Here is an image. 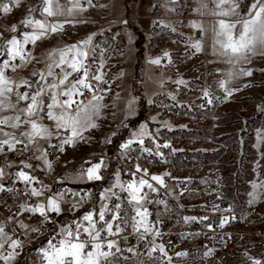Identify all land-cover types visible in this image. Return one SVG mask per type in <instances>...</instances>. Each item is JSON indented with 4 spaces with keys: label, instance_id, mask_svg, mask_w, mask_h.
I'll list each match as a JSON object with an SVG mask.
<instances>
[{
    "label": "rangeland",
    "instance_id": "rangeland-1",
    "mask_svg": "<svg viewBox=\"0 0 264 264\" xmlns=\"http://www.w3.org/2000/svg\"><path fill=\"white\" fill-rule=\"evenodd\" d=\"M109 1L113 13L117 9L122 11L124 5L121 0L117 2L118 6L117 0ZM251 2L240 0L238 11L244 14ZM59 3H63V0H59ZM204 3L207 4L206 8L203 7ZM125 5L128 11L122 26L104 32L86 61L95 71L103 59L101 71L105 73L104 79L108 83L100 85L103 92H96L103 96L100 103L104 105L99 117H94L98 127L88 129L83 136L95 135L100 139L110 137L113 140L114 136L123 133L124 143L141 124H147L149 135L144 141L150 144L171 142L176 153V164L184 167L185 172L193 174L200 169L209 178L220 179L239 208L250 204L249 201L264 202V57L256 56L251 63L232 65L226 62V58L212 54V27L221 18L211 14L215 9L213 0H127ZM143 6L149 8L152 18L149 28L144 31L137 18V11H142ZM158 19L162 21L160 26L156 25ZM193 21L200 23L202 29L192 27ZM141 34L143 54L137 67V41ZM51 38L50 33L44 39L49 43ZM196 40H200L203 46L198 53L191 47ZM165 52L169 56H164ZM156 58H160L158 65L150 63L151 59ZM44 67L47 74L48 67ZM241 68L251 69L253 75H241ZM229 72L233 73L231 77L228 76ZM78 75L76 73L72 81ZM56 77L50 76L47 80L50 83ZM180 79L187 83H176ZM28 81L31 86L38 85L32 79ZM220 81H225L226 88L232 90L230 97L220 87ZM90 83L94 88L97 85L96 81ZM176 86L180 90L179 99L174 101L165 97L163 92ZM204 88L209 91V99L212 100L208 107L201 104V90ZM92 95L93 92H90L87 100L83 96L74 99L78 103L82 101L80 106H83L92 99ZM141 95L145 97L143 106L140 103ZM163 97V106L154 109L155 103ZM45 98H49L48 93ZM133 98L135 114L128 115V102ZM174 104L177 111L170 109ZM71 112L75 114L74 110ZM71 183H90L94 187L93 194L100 186V180L89 182L86 178L77 177L72 178ZM24 243L22 252L27 250L25 264H42L39 250L45 244L28 248L29 240ZM22 252L17 253L11 264H16ZM193 262L198 264L195 260ZM154 263L155 260L149 261V264ZM0 264L4 262L0 261ZM225 264H240V261L239 258H232Z\"/></svg>",
    "mask_w": 264,
    "mask_h": 264
},
{
    "label": "snow or ice",
    "instance_id": "snow-or-ice-1",
    "mask_svg": "<svg viewBox=\"0 0 264 264\" xmlns=\"http://www.w3.org/2000/svg\"><path fill=\"white\" fill-rule=\"evenodd\" d=\"M17 6L20 4V0H11ZM91 5L92 0H86ZM215 9L211 14L221 17L216 21L212 27L213 32V44L212 54L222 58H226L228 64H241L251 63V59L256 56L264 57V0H252L250 5L247 6L244 14H241L238 9L240 8V0H213ZM70 7L59 3V0H41L42 7L40 8L41 15L44 16L43 20L34 19L31 16L21 21L22 24L31 28V31L23 33V39L20 40L13 36L6 42V46L0 50V55L5 52L9 57V60H5L3 65L0 66V111L7 108H15L16 105L11 103L10 95L13 93L14 88L19 89L21 86L31 87L30 83L26 79H21L19 83L12 81L5 75V69L11 67L13 71L16 70L17 65L11 64L10 61L16 60L19 57L20 61L26 62V54L23 51L24 45L31 43L36 44L38 40L45 38L50 33L63 32L64 23H70L71 21H65L61 23L59 21H49V17L57 16H73L77 12L85 11L82 6L81 0H69ZM227 5V7H225ZM203 7H207L204 3ZM3 12L8 13L10 11L9 3L0 5ZM35 9L30 8L31 13ZM199 11V10H198ZM227 18V19H225ZM125 23H127L125 21ZM191 26L194 28L202 29V25L195 21L191 22ZM12 32H16V26L13 25ZM175 31V29H173ZM2 35V34H0ZM191 40V38H189ZM92 36L87 39L78 42L77 44L66 45L63 48L53 49L49 52V57L54 54H59V60L53 61L48 64L47 76H53V66L60 67L62 75L56 77L54 82L46 84L49 90L48 96L50 103L45 104L41 98L45 92V86H40L34 93L27 91H16L17 103L20 101H30L26 107L20 108L19 112L15 116H5L0 118V125H7L13 129L20 127L21 123L29 125L30 128L27 131L20 133V136H16L14 133L5 132L3 128H0V134L5 139H0V152L4 150V146L8 147L9 151H14L17 145H23L24 149H27L30 144H34L37 138L50 137L52 133L44 125L40 124L37 119H33L38 112H42L47 109V118L54 121L57 129H64L69 133L58 145L61 152L64 151V145L75 146V144L84 139L83 133L90 128H96L98 125L95 123L94 117H99L100 109L104 107L100 103L103 99L102 95H97L96 92H103L104 89L100 87L101 84H107L108 81L104 79L105 73L101 70L104 66V60L101 59L98 68L92 71L90 66L86 63L89 58V52L85 50L83 46H87L91 43ZM191 47L195 49V52H201L203 46L200 40H196L191 43ZM31 57V53L27 54ZM164 56H169L168 52L164 53ZM150 63L159 64L160 58L151 59ZM73 73L79 74L77 78L69 82V77ZM37 75L36 72L32 73ZM240 74L245 76L253 75L251 69H240ZM40 79L46 81L47 77L43 72L39 73ZM123 75V73H121ZM232 72L228 73L231 77ZM58 81V82H56ZM90 81H96L97 85L94 88ZM178 84H186L183 79L176 81ZM220 87L225 89L226 96L232 95V90L226 88V82L220 81ZM250 85H245L248 87ZM83 90L93 92L92 99L87 104L80 106L83 102H79L74 99L76 96H82ZM204 96H209V91L204 90ZM64 97V99H61ZM119 94H117V98ZM134 99L129 100L128 115L135 114ZM175 99V96L172 97ZM208 103H212L209 99ZM76 104L77 107L74 110L73 115L70 109ZM56 109L60 111L57 112ZM20 113L25 114V119L21 120ZM155 119V118H153ZM126 126V125H125ZM114 136L115 133H112ZM149 135L147 124H141L139 129L131 133V137L120 145L122 149V155L131 151L133 143L144 144V138ZM111 142V138H107L105 141ZM57 147V146H54ZM157 149L160 147H170L169 144L156 145ZM40 151V155L35 156V159L42 160L49 171L52 169L51 162L47 159V152ZM141 152H147L151 154V150L148 148H141ZM157 156L163 154L157 151ZM139 160V157H136ZM24 168L32 169L33 165L26 162H21ZM106 167L103 159L100 162L92 164L87 169L81 171L77 179L86 178L88 181H99L103 179L101 169ZM143 173V175L137 180L136 174ZM5 175L4 169L0 168V178ZM133 179L128 182H121L119 174L116 176L115 184L112 187L105 189L101 193V201L111 200L112 196H116V193L112 191V188L118 187L121 192L127 193V202L131 206L132 211L135 213L130 218L125 215H121V203H115L112 207H109L107 203H101L99 211L95 209L85 212L79 219H73L67 224L60 225L52 217L60 216L64 211L62 205L65 203L70 204L68 211H75L81 206L86 198H89L90 194L85 193L81 195L78 192H73L74 197H79V200L68 201L65 199L67 193L71 192L70 189H64L50 196H45V191L50 190L48 185H44L41 181H38L35 176L30 175L24 170L18 171L15 176L16 179L23 182L26 186H31L34 183L40 184L41 187H26V195L32 197H44L43 200H38L35 205L21 204V212H28L33 215H38L41 218V224L51 223L53 225L54 235H52L48 241L47 246L40 248V256L42 264H117L123 249L119 246L118 241L110 239V237L117 236L124 229L121 225H127L129 219L131 220V227L133 233H137L138 239L143 240L147 234L153 233L154 226L148 220L150 213L147 208L144 207V203L147 201L148 193L144 191L145 188L155 192L157 189L149 182L147 177L149 175L147 169H142L140 164L135 165V172L131 173ZM164 176L169 175L164 173ZM150 179L157 184L163 186L164 178L162 175H151ZM255 188L256 185H253ZM5 191V188L0 184V192ZM7 191L11 192L13 189L9 188ZM119 200L120 197L117 196ZM255 199V197H254ZM253 201H249L251 204ZM163 203V201H160ZM218 208V206H216ZM109 214L110 219L106 218ZM13 217H9L7 221H0V250L5 248L7 244L11 249L10 251H0V261L4 264H11L15 260L17 255V249L22 247V242L19 239H13L5 231L7 223L10 222ZM186 221L195 220L196 217H185ZM202 219H207L204 217ZM228 222V218L225 217L220 226L223 227ZM115 226V230H114ZM19 227L22 229L30 230L31 232L39 233V227H31L19 222ZM211 227V225H209ZM58 229V231L56 230ZM161 233L157 230L154 232L153 240L151 241V248L148 250L147 255L151 258L152 254L157 250L168 258L169 264L171 257L168 256L163 244H156L155 238L159 237ZM127 240V237H125ZM128 252H134L132 247L126 249ZM210 252H206L205 255H209ZM178 256H184L186 253H177ZM127 259V257H124ZM255 264H261L260 261H255Z\"/></svg>",
    "mask_w": 264,
    "mask_h": 264
},
{
    "label": "built area",
    "instance_id": "built-area-1",
    "mask_svg": "<svg viewBox=\"0 0 264 264\" xmlns=\"http://www.w3.org/2000/svg\"><path fill=\"white\" fill-rule=\"evenodd\" d=\"M4 3L9 2H2L0 5ZM9 7L8 13L16 10L15 4L9 3ZM0 13H3L2 8H0ZM161 23L160 19L156 21L157 26ZM69 28L70 24L65 23L64 29ZM23 51L27 56L30 47L24 48ZM10 63L17 65V68L15 71L11 67L5 69V75L8 77L18 70L19 57ZM204 90L205 88L201 90V104L203 107H208L209 96H204ZM83 91L82 96L84 100H87L90 92ZM179 92V87L176 86L163 93L165 97L177 101ZM173 96L175 99H172ZM165 97L155 103L154 109L163 106ZM170 109L177 111V106L174 104ZM67 135L69 133L64 129H57L52 139L43 141L37 148L28 146L24 149L23 145H17L14 151H9L5 145L4 150L0 152V168H8L14 162L19 161L32 164L33 168L29 174L49 186L50 190L45 191V196L70 189L71 192L67 193L65 199L72 201L79 200V197L72 195L73 192L81 195L89 193V198L81 202L77 210L68 211L70 204L65 203L62 205L64 211L60 216L51 214L60 225L67 224L73 219H79L90 210L95 209L98 212L102 202L107 203L109 207L115 203H121V215L127 214L130 218L135 213L127 202L126 192H121L118 187H114L112 191L116 193V196H112L108 201H101V193L115 184L117 174L121 182L132 180L131 173L135 172L137 163L142 169H147L149 175L144 178L148 179L157 189L155 192L144 189L148 193L144 207L150 213L148 220L154 226L153 233L139 240V234L132 231L130 219L126 226L122 224L121 227L124 230L117 236L110 237L118 241L119 246L124 250L118 254L120 259L117 264H149L150 260H155L154 264H169L168 258L158 250L152 254L151 258L147 255L154 232L157 230L161 235L155 238V243L164 245L168 256L172 258L170 264H193L194 260L198 264H225L232 258H239L240 264H255V261L264 264V202L251 203L239 208L236 201L227 193L220 179L209 178L208 174L202 173L200 169L190 174L185 172L184 167H179L176 164L174 147L169 141L158 143L161 146L166 143L170 145V147L159 149L156 147L157 144H150L146 141L143 145L133 143L131 151L122 155L120 145L123 142L115 146L112 139L110 143H107L105 139L90 135L83 136L84 139L78 141L75 146L64 145V151L61 152L58 145ZM141 148L150 149L151 154L141 152ZM35 149L47 152V159L52 164L51 171L47 169L42 160L35 159V156L40 155V151H35ZM157 151L163 155L157 156ZM136 157H139V160ZM101 159L104 160L106 167L101 169L103 179L100 180V186L94 194L92 191L94 187L90 183L89 185L71 183L72 178H76L81 171L100 162ZM164 173L169 175L164 176ZM153 174L163 176V186L150 179ZM142 175V172L137 173L136 179L138 180ZM0 184L5 188V191L0 192V221H7L9 217H13L7 223L5 231L13 239H19L22 242V247L16 250L17 253L20 254L23 251L25 240H29L28 244L31 245L34 241L45 238L43 244L46 246L48 239L54 235L53 225L51 223L41 224V218L38 215L21 212L20 209L21 204L31 206L35 205L38 200L44 199V197L28 196L25 192L26 187L39 188L41 185L34 183L26 186L16 179V176H11ZM9 188L13 191H7ZM117 196L120 197L119 200ZM110 215L106 218L110 219ZM185 217H196V219L186 221ZM204 217L207 219H202ZM225 217L228 218V222L221 227L220 223ZM21 221L28 225L29 229L39 227L40 232L35 233L20 228L19 222ZM129 247H132L134 252L126 251ZM10 250L6 244L5 248L0 251ZM180 252L186 255L178 256L177 253ZM206 252L210 254L206 256Z\"/></svg>",
    "mask_w": 264,
    "mask_h": 264
},
{
    "label": "crops",
    "instance_id": "crops-1",
    "mask_svg": "<svg viewBox=\"0 0 264 264\" xmlns=\"http://www.w3.org/2000/svg\"><path fill=\"white\" fill-rule=\"evenodd\" d=\"M119 0L116 1V4L118 6ZM123 3L122 11L117 9L113 13V8L110 4L109 0H92V4L89 5L86 0H81L82 6L85 8L92 7V9H85L83 12H77L73 16H57V17H52L48 18L49 21H59L61 23H64L65 21H71L70 28L69 29H64L63 32H58V33H51L52 38L49 40V43L45 41V39L38 40L35 45L28 43L24 45V48L30 47L29 53H31V57L26 56V62H21L19 59V68L16 72H14L9 79L12 81H15L16 83H19L21 79H32L37 86H21L19 89H15L13 93L9 94L11 98V103L15 104V108H7L3 111H0V118L5 117V116H15L20 108L26 107L27 104L30 101H20L17 103V97H16V91L20 92H29L34 93L40 86H45V92L44 95L41 97L43 100L45 98V95L49 92V90L46 87V84H50L48 82V77L45 70V65L46 67L48 64L53 63V61H58L59 60V54H54L52 57H49V52H51L53 49H58V48H63L66 45H71V44H77L80 41H83L87 39V37L92 36V41L89 45L83 46L86 51L90 52L93 48V46L96 44V42L99 40V38L102 37V34L104 32H109L111 30L120 28L122 26V22L124 18H126V14L128 11V6L125 5V2L127 0H121ZM130 1V0H129ZM148 0H146L147 2ZM145 2V1H144ZM2 1L0 0V4ZM12 4H15L13 2H10ZM101 3V4H100ZM61 5L65 6V8L70 7L69 0H63V3ZM100 5V6H98ZM16 6V10L12 13H0V50H2L6 46V42L11 39L13 36L16 38L22 40L23 39V33L24 32H29L31 31V28L22 24L21 21H23L25 18L31 16L34 19H40L43 20L44 16L41 15L40 8L42 7L41 5V0H20V4ZM98 6V7H97ZM35 9L31 13L29 12V9ZM149 8L147 6H143L142 11L138 10L137 11V18L139 21V24L141 26L142 31L146 30L149 28V25L151 24L152 18H151V13L148 10ZM120 11V13H119ZM65 24V23H64ZM15 25L16 26V32H12L9 29ZM27 29V30H26ZM83 33V34H82ZM135 47H136V39H135ZM23 48V50H24ZM135 53H136V48H135ZM5 60H9L8 55L6 52L3 55H0V64H2ZM35 67V68H33ZM60 70V72H58ZM36 72L37 75H33L32 73ZM43 72L45 76L47 77L46 81H43L40 79L39 73ZM62 75L61 73V68L60 67H55L53 66V76H60ZM76 73H73L72 76L69 77V81L71 82L73 77H75ZM8 77V76H7ZM58 82V81H56ZM147 84V81H145ZM31 85V83H30ZM75 98V97H74ZM61 99H64V97H61ZM46 101H44L45 104L50 103L49 98H45ZM77 106H72V109L69 111L75 110ZM44 111V112H43ZM42 112H38L33 119H37L38 122L45 127H47L52 135L48 138L47 140H50L54 137L53 132L57 130L56 124L54 121L50 120L47 118L46 112L47 109L45 108ZM57 112H59V109H56ZM21 115V120L23 121L26 117L24 113H20ZM39 115H41L39 117ZM54 127V128H52ZM0 128H3V131L5 132H10L14 133L16 136H20V133L23 131L29 130L30 126L25 125L21 123L20 127L17 129H13L7 125H0ZM54 129V130H53ZM2 134H0V139H5ZM45 138V139H46ZM44 138H37L34 144H30L29 146L31 147H39L40 144L43 142ZM22 161L19 162H14L9 168L4 169L5 175L0 178V183L11 177L15 176V174L20 171L24 170L29 173L31 169H27L23 167V164L21 163ZM26 162V161H23ZM28 163V162H26Z\"/></svg>",
    "mask_w": 264,
    "mask_h": 264
},
{
    "label": "trees",
    "instance_id": "trees-1",
    "mask_svg": "<svg viewBox=\"0 0 264 264\" xmlns=\"http://www.w3.org/2000/svg\"><path fill=\"white\" fill-rule=\"evenodd\" d=\"M141 42H142V34H141V37H139L138 41H137V47H138V52H137V67L139 65V60H141L142 58V47H141ZM142 52V53H141ZM140 103L142 104H145V97L143 95L140 96ZM139 112L141 113L142 112V108L139 110ZM124 139V136H123V133L119 134V135H116L113 137V142H114V145L117 146L119 143H121ZM45 241V238H41L37 241H34L31 245H29L28 248H32V247H38L40 245H42ZM27 251V250H26ZM26 251L22 252L19 260L16 262V264H25L27 261L25 259V255H26Z\"/></svg>",
    "mask_w": 264,
    "mask_h": 264
}]
</instances>
